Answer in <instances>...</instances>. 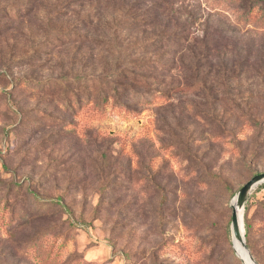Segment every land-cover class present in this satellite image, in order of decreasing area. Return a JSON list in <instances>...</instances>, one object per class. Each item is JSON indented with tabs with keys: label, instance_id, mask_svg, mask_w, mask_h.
Here are the masks:
<instances>
[{
	"label": "rangeland",
	"instance_id": "374dc122",
	"mask_svg": "<svg viewBox=\"0 0 264 264\" xmlns=\"http://www.w3.org/2000/svg\"><path fill=\"white\" fill-rule=\"evenodd\" d=\"M253 1L174 0L201 35L254 55L237 78L157 83L113 73L144 33L0 0V264H244L231 204L264 172V30L242 17L264 14ZM244 230L264 264V182Z\"/></svg>",
	"mask_w": 264,
	"mask_h": 264
},
{
	"label": "trees",
	"instance_id": "16d2710c",
	"mask_svg": "<svg viewBox=\"0 0 264 264\" xmlns=\"http://www.w3.org/2000/svg\"><path fill=\"white\" fill-rule=\"evenodd\" d=\"M51 2L54 13L73 16L74 22L78 21L84 26L97 23L109 29L132 28L138 30V33H144L140 41L131 46L134 59L126 58L123 49L116 50L118 54L113 59L120 60L126 68L113 69V73L126 80L130 76L148 79L152 77V80L161 83V78L172 72L183 74L184 78L189 79H197L201 74L210 75L214 81L222 76L237 78L243 73L245 62L254 55L253 52L246 50L244 54L242 51L238 52L232 41L214 43L215 37L207 27L201 35L194 28L198 18L191 15L183 19L174 0H51ZM250 2L251 0H243L242 8L251 7ZM259 5L263 6L260 10H264V0H254L252 8L255 9ZM245 11L242 14L243 19L250 23L262 24L264 30V14H253L252 10ZM237 30L236 27H230L228 32L235 36ZM225 37L231 38L226 34ZM243 59L246 61H242ZM143 71L151 72L144 74ZM153 72L152 76H147ZM178 87L184 90L197 88L194 83ZM111 91L113 94L110 97L121 100V93L117 87ZM116 104L131 110L127 104L120 101ZM246 233L248 236L249 231ZM248 246L250 247L249 241ZM253 256L257 259L254 254Z\"/></svg>",
	"mask_w": 264,
	"mask_h": 264
},
{
	"label": "water",
	"instance_id": "95a60500",
	"mask_svg": "<svg viewBox=\"0 0 264 264\" xmlns=\"http://www.w3.org/2000/svg\"><path fill=\"white\" fill-rule=\"evenodd\" d=\"M264 182V172H261L255 176H253L250 180H248L236 193L234 197L235 204H233L232 201V236H236L238 238H241V226H240V212L243 214V224H244V215H245V206L247 202V197L250 193V191L257 186L258 184ZM245 230L244 235L242 237L243 244L245 248L248 250L249 255L252 259V261L255 264H258L257 260L253 256L252 252L250 251L245 237ZM244 263V262H243ZM245 264V263H244Z\"/></svg>",
	"mask_w": 264,
	"mask_h": 264
},
{
	"label": "bare ground",
	"instance_id": "6f19581e",
	"mask_svg": "<svg viewBox=\"0 0 264 264\" xmlns=\"http://www.w3.org/2000/svg\"><path fill=\"white\" fill-rule=\"evenodd\" d=\"M233 204H235V201L233 200ZM240 226H241V238H238L236 236L233 235V241H234V246L235 249L237 251V253L239 254V256L242 258L243 262L245 264H255L250 255L248 250L245 248L244 244H243V235H244V224H243V214L242 212H240Z\"/></svg>",
	"mask_w": 264,
	"mask_h": 264
}]
</instances>
